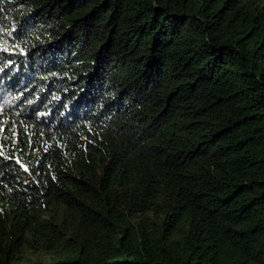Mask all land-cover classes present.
<instances>
[{
	"label": "trees",
	"instance_id": "obj_1",
	"mask_svg": "<svg viewBox=\"0 0 264 264\" xmlns=\"http://www.w3.org/2000/svg\"><path fill=\"white\" fill-rule=\"evenodd\" d=\"M0 264H264V0H0Z\"/></svg>",
	"mask_w": 264,
	"mask_h": 264
}]
</instances>
